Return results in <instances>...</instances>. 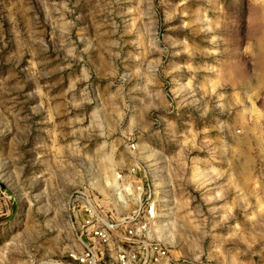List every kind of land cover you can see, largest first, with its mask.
I'll return each instance as SVG.
<instances>
[{
    "label": "rangeland",
    "instance_id": "obj_1",
    "mask_svg": "<svg viewBox=\"0 0 264 264\" xmlns=\"http://www.w3.org/2000/svg\"><path fill=\"white\" fill-rule=\"evenodd\" d=\"M131 169L164 264H264V0H0V264H84Z\"/></svg>",
    "mask_w": 264,
    "mask_h": 264
},
{
    "label": "built area",
    "instance_id": "obj_2",
    "mask_svg": "<svg viewBox=\"0 0 264 264\" xmlns=\"http://www.w3.org/2000/svg\"><path fill=\"white\" fill-rule=\"evenodd\" d=\"M134 148V145H131ZM136 169H131L129 175L122 176L116 173L113 195L115 198V207L117 209H107L109 218H105L106 213H100L97 210V203L90 195L81 192V199L76 197L80 204H75L77 211L84 215L81 217V223H78L80 245L83 250L77 253L73 258L84 264H94L95 259L106 255L113 257L117 264H164L167 257L166 248L153 237L151 226L157 217V203L154 198V189L148 187L144 191L143 185L135 177ZM131 189V190H129ZM138 194V202L135 210L131 213L122 212L126 203L132 201L130 196ZM131 200V201H130ZM119 216L118 221L113 222L112 213ZM86 215V216H85ZM122 227L119 233L114 232L116 227ZM117 235L115 244H109L110 234ZM97 238L103 245L96 248L92 244V239Z\"/></svg>",
    "mask_w": 264,
    "mask_h": 264
},
{
    "label": "bare ground",
    "instance_id": "obj_3",
    "mask_svg": "<svg viewBox=\"0 0 264 264\" xmlns=\"http://www.w3.org/2000/svg\"><path fill=\"white\" fill-rule=\"evenodd\" d=\"M115 175H116V173H115ZM115 175H114V179L112 180V182H111V188H112V185H114V184H116L115 183ZM129 190H131V189H129ZM132 200H138V194L136 195V197L134 198V199H132Z\"/></svg>",
    "mask_w": 264,
    "mask_h": 264
}]
</instances>
